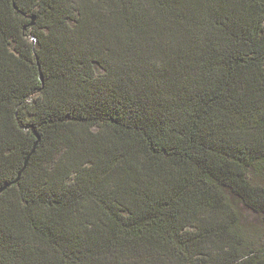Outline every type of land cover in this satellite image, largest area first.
<instances>
[{"label":"trees","instance_id":"obj_1","mask_svg":"<svg viewBox=\"0 0 264 264\" xmlns=\"http://www.w3.org/2000/svg\"><path fill=\"white\" fill-rule=\"evenodd\" d=\"M243 207L264 0H0V264H264Z\"/></svg>","mask_w":264,"mask_h":264},{"label":"rangeland","instance_id":"obj_2","mask_svg":"<svg viewBox=\"0 0 264 264\" xmlns=\"http://www.w3.org/2000/svg\"><path fill=\"white\" fill-rule=\"evenodd\" d=\"M244 225L248 231V236L256 244H264V224L261 218L253 211L243 207L242 209Z\"/></svg>","mask_w":264,"mask_h":264},{"label":"water","instance_id":"obj_3","mask_svg":"<svg viewBox=\"0 0 264 264\" xmlns=\"http://www.w3.org/2000/svg\"><path fill=\"white\" fill-rule=\"evenodd\" d=\"M32 25H33V22H32ZM40 78H41V80H43V77H42L41 74H40ZM27 162H28V159H27V161H26V163H25V166H26ZM20 175H21V173L19 174V176H20Z\"/></svg>","mask_w":264,"mask_h":264}]
</instances>
